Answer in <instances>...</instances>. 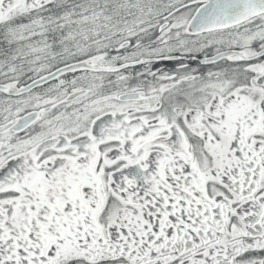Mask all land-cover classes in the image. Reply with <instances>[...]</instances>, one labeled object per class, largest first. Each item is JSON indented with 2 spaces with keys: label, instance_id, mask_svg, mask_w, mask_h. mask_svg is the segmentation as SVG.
Returning <instances> with one entry per match:
<instances>
[{
  "label": "snow or ice",
  "instance_id": "snow-or-ice-1",
  "mask_svg": "<svg viewBox=\"0 0 264 264\" xmlns=\"http://www.w3.org/2000/svg\"><path fill=\"white\" fill-rule=\"evenodd\" d=\"M0 264H264V0H0Z\"/></svg>",
  "mask_w": 264,
  "mask_h": 264
}]
</instances>
